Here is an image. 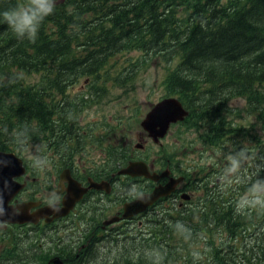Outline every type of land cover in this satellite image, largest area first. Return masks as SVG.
<instances>
[{"label": "trees", "instance_id": "16d2710c", "mask_svg": "<svg viewBox=\"0 0 264 264\" xmlns=\"http://www.w3.org/2000/svg\"><path fill=\"white\" fill-rule=\"evenodd\" d=\"M25 3L0 0V13ZM130 52L168 64L165 95L215 152L196 166L208 175L195 190L203 195L163 216L135 264H264V0H57L35 42L0 16V150L40 144L62 165L80 158L93 142L78 122L88 100L69 90L81 79L97 95L109 80L126 86L133 69L116 57ZM233 99L245 101L249 126L235 120Z\"/></svg>", "mask_w": 264, "mask_h": 264}, {"label": "rangeland", "instance_id": "374dc122", "mask_svg": "<svg viewBox=\"0 0 264 264\" xmlns=\"http://www.w3.org/2000/svg\"><path fill=\"white\" fill-rule=\"evenodd\" d=\"M117 63H119L120 70H130L133 69V73L126 82H130L126 86L117 87L114 82H105L106 90L96 93H88V80L81 79L75 86H73L69 91L73 95H77L87 99L88 102L83 106L81 113L78 116V122L80 130L89 133L90 140L93 141L86 144V148L82 153L80 158H89L98 161L96 165L102 167L101 165L106 164L109 171L119 170L120 167H124L132 159L140 157L142 160L150 161L159 150V145H153L151 137L148 136V132L145 131L141 125L140 121L144 118L146 112L156 103L159 99L165 97L166 91L163 86V81L165 73L167 71L168 64L163 62L160 58L143 59L144 57L140 52H130L116 57ZM143 60V61H142ZM119 61V62H118ZM129 62V63H128ZM116 64V63H115ZM113 72V71H112ZM169 96V95H167ZM229 106L231 111L236 115L241 116V118H236L237 121L244 122L245 126H249L252 122V117L247 114V108L245 101L243 99H233L229 101ZM235 118V115H233ZM230 115V117L232 118ZM183 129L181 126H176L169 129V132L164 138L161 139V146L170 148L171 151L177 150L181 151L183 147L186 149L182 152H186L182 158V163L180 167L182 169H187L191 167L192 170H197L193 161H197L199 165H204L210 163L213 158H215V152L213 149L206 148L201 141L198 139L197 130L193 131L184 127L183 132L179 130ZM111 132V134H110ZM110 134V135H109ZM92 139V140H91ZM112 143L118 149V153L109 152V144ZM139 144V145H137ZM87 152V154H85ZM181 152V153H182ZM111 154V157H109ZM25 161V165L29 168L30 174L27 180H31V177H39L41 165L46 163L48 169L54 171V161L58 160L59 154H54L53 151L45 149L44 146L40 144H29L24 153L19 155ZM78 155L73 157L76 160ZM110 158H112L111 161ZM134 161V160H132ZM148 161V162H149ZM86 166L92 165V162H85ZM169 165L167 160L161 161L160 166L165 167ZM178 172V170H177ZM183 172H186L183 171ZM182 172V173H183ZM187 174V173H185ZM125 177V176H121ZM128 178V177H125ZM148 180L137 182V185H131L127 187L130 194L141 195L146 191H150L152 188L145 184ZM43 186V183H35L32 188L39 189ZM120 187L116 188L113 196L110 197L109 202H101L98 196L92 195L83 205L82 216L77 217L72 229L66 231L71 235V240L77 242H82L79 238L86 232V226H92L95 220L99 219L102 212H108V217L112 215L113 209L108 206L112 203H117L119 197L118 191ZM127 192L126 197H130ZM23 195H26L24 193ZM134 195V196H135ZM94 196V198H92ZM27 197V196H25ZM136 197V198H137ZM181 198L177 199H166L165 202L156 207L153 211L144 214L140 218L142 222V228H137L135 224L126 226V236L119 233L121 231H112L111 235H117L118 239H124L122 245H115L112 241L111 246H107L103 249L101 256L102 260H106L105 264H123V261L131 260L132 264H135V260L139 259V252L141 251L140 245L150 236V232L158 227V224L164 223L162 219L167 212H170L167 208L178 205L181 202ZM172 213V212H171ZM77 225L80 227L77 228ZM134 233H137L136 241L134 240ZM51 240L49 237L43 238L40 233L28 232L27 228H16L13 230V239H24L25 246H33L32 253L25 255V249L22 248L15 250L13 253L17 257H29L32 261L31 264H45L47 259L51 254L55 252L57 248L56 243H60L61 247L68 244L66 236ZM16 238V239H15ZM44 244L43 250H38V245ZM166 248V247H164ZM137 249V252L134 250ZM153 249V248H152ZM152 249H146L148 252H152ZM127 250L125 256L122 257L121 253ZM19 254V255H18ZM153 254L160 257L157 249L153 251ZM220 256V255H217ZM205 258V257H203ZM175 258H172V260ZM207 259V258H206ZM208 258L207 260H210ZM123 260V261H122ZM134 260V261H133ZM155 264V262L153 263ZM171 264H183L182 260L173 262Z\"/></svg>", "mask_w": 264, "mask_h": 264}, {"label": "flooded vegetation", "instance_id": "af4514ba", "mask_svg": "<svg viewBox=\"0 0 264 264\" xmlns=\"http://www.w3.org/2000/svg\"><path fill=\"white\" fill-rule=\"evenodd\" d=\"M176 126H179V124L177 123L173 127ZM85 154H87V152ZM21 159L22 164L26 170V175L17 176L15 177V179L19 182H23L26 180V185L23 189L18 191L8 202V204L11 205V208L13 209H17V207L21 203L27 202H34V204H36L29 208V212H33L38 208H48V206L44 202L43 194L45 192H50L54 187L59 185L60 192H58L57 194L59 195L64 192L65 196H67V188L69 185L67 178H72L73 180L78 182L81 187L89 186L90 181L95 183L106 182L109 184L110 191L105 190L107 184L100 189L89 188L81 195V197L66 213L54 216L53 213L44 212L37 223H6L4 227H0V264L32 263V261L29 260V257H17L13 253L16 249L19 250L22 248H26L24 252L26 253L25 255H28L33 251V246H25L24 239L15 238L16 240L14 241L13 230L16 228H27L28 232L40 233L43 238L49 237L51 240L57 239L59 241V235L60 237H67L65 241H68V244L62 246V248H59L61 247V244L56 243L57 248L55 249V252L50 255L45 264H50L53 260L54 264H57L59 262L60 264H105L106 260H102L103 258L101 256L103 249H105L107 246H111L112 241L115 242V245H122L123 241H125V238L118 239L117 235L112 236V231H121L119 235L124 234V236H126V226L135 224L137 228H142V222H140L141 216L153 211L156 207L161 206L166 199H177L178 197L181 198L182 201L179 202L177 206L174 205L173 207H168L167 209L172 213L186 212L192 204L196 203L197 195H203L202 191L195 190L202 189L205 183V179L203 177H208V175H205L206 173L200 174L198 177L194 175H192L191 177H184L182 175V172L185 170L187 172L188 169H182L180 167V164L183 161L164 158L162 154H156L152 159H150V161L148 160L149 162L147 161L150 169L160 171L167 168L169 170L168 177L161 178L157 182H153L151 180L149 181L147 179V182L144 181L146 185L151 186V188L153 189L157 184H165L170 177L177 178L182 176L183 179H180L175 183V189L170 195L160 197L152 205L148 206L143 212H138L128 217H124V204L126 202L132 201L137 197V195H135L136 192L134 194H130V192H128L127 190V187L129 188L131 187V185H137V182L145 180L144 178L139 176L121 175L118 174L117 170L113 172L109 171L106 164H103L101 165L102 167H99L98 165H96L98 163V161L96 160L77 157L76 160L71 161L66 165H62L60 159L58 158V160L54 161V171L48 169L46 163H44L41 165L42 169L39 170L41 175L39 177L32 176L31 180L29 181L27 180V177L30 174V170L25 165L26 163L23 158ZM140 159V157H137V160ZM165 160H167L169 165L161 167L160 162ZM85 162H92L93 164L86 166L84 164ZM121 176H125L128 178H121ZM41 181L43 183V186H39L41 189L40 192H38L39 189L37 188L32 190V188L35 186V183H41ZM120 186L121 189H119L118 191L119 197L116 198L117 203H112V205H110V203L108 204V206L114 210L112 215L108 217V212L103 211L100 218L95 220L94 223H91L92 226H86L85 230H82V232L87 233L81 235V237L79 238L80 240H83L82 242L71 240V235L65 232L72 229L73 226H76L74 222L77 217L80 218L82 216L83 205L87 201H89V198L94 195L98 196L101 202H109V199L113 196L116 188ZM151 190L146 191V193L151 192ZM127 192L129 193L130 197H126ZM24 193H26V195H23ZM184 193L189 194L190 197H182ZM94 196L92 198H94ZM63 206L64 201L61 208H63ZM110 220L112 221L109 222ZM79 227L80 226L77 225V228ZM136 236L137 233H134L135 241ZM43 246L44 244L38 245V250L42 251L44 249ZM134 251L137 252V249H135ZM126 252L127 250H124V252L121 253L120 258L124 257ZM216 258L219 259L221 257L217 256ZM175 260H177L176 256L173 261ZM179 260H177V262Z\"/></svg>", "mask_w": 264, "mask_h": 264}, {"label": "water", "instance_id": "95a60500", "mask_svg": "<svg viewBox=\"0 0 264 264\" xmlns=\"http://www.w3.org/2000/svg\"><path fill=\"white\" fill-rule=\"evenodd\" d=\"M187 115V111L184 110L179 100L175 97L164 98L158 101L145 115L141 121L142 128L148 132V136L154 141H158L167 132L170 123L182 120ZM139 145V144H138ZM25 172V168L22 165V160L13 152L0 151V189H4L5 183L7 189L4 190V207L7 215L0 217V220L4 222H32L37 223L41 215L46 213H53L54 216L62 215L66 213L74 203L81 197V195L89 188L100 189L105 187L106 191H109V184L106 182L95 183L90 181L89 186L81 187V185L73 180L68 179L67 196L64 200V206L59 212L52 211L48 208H38L31 213L28 210L31 206H34V202L21 203L17 209L11 208L8 202L12 197L23 187L24 184H20L15 180V177L22 175ZM119 174H129L131 176H144L146 178L157 181L160 177H164L168 174L167 170L161 174L156 172L150 173L147 165L143 161L129 162L124 168L118 171ZM180 178L170 180L165 185L156 186L152 192L143 193L132 202L124 204V217H128L132 214L138 213L146 209L148 205L153 204L159 197L166 196L174 190V185ZM110 220L109 222H111ZM57 260V259H56ZM54 264V260L50 263ZM57 264H60L57 263Z\"/></svg>", "mask_w": 264, "mask_h": 264}, {"label": "clouds", "instance_id": "9594fccd", "mask_svg": "<svg viewBox=\"0 0 264 264\" xmlns=\"http://www.w3.org/2000/svg\"><path fill=\"white\" fill-rule=\"evenodd\" d=\"M56 5L57 0H26V3L22 6L3 11L0 16L3 17L4 22L7 23L18 39L35 42L42 24L47 17L54 14ZM7 187L5 183L4 189H0V217L7 215L4 207V190ZM58 192H60L59 185L50 192L43 194L45 204L54 212L61 210L62 203L66 198L64 192L59 195ZM5 225L6 222L0 220V227Z\"/></svg>", "mask_w": 264, "mask_h": 264}]
</instances>
